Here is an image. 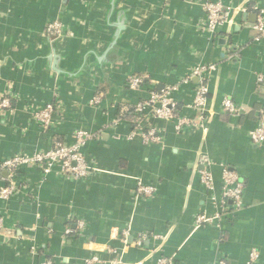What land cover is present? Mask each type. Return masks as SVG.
Returning a JSON list of instances; mask_svg holds the SVG:
<instances>
[{
	"label": "crops",
	"instance_id": "1",
	"mask_svg": "<svg viewBox=\"0 0 264 264\" xmlns=\"http://www.w3.org/2000/svg\"><path fill=\"white\" fill-rule=\"evenodd\" d=\"M209 1L232 8L231 22L215 35L205 31ZM254 6L263 8L264 0H0V96L12 94L15 104L0 115V162L49 150L56 141L71 145L78 130L98 135L82 150L89 177L37 167L19 172V191L0 199V264H83L95 255L104 264H156L161 256L174 264H247L253 249L264 264V143L250 139L264 108V40H254L256 22L245 17L257 15ZM54 21L66 30L56 44L46 34ZM204 65L217 67L204 129L178 134L175 122L155 120L161 143L127 139L132 128L119 117L122 108ZM131 76L144 78L145 87L130 90ZM197 82L183 84L174 97L179 114L199 121L203 115L190 108ZM99 95L101 104L92 106ZM227 97L239 116L223 112ZM52 103L59 106L45 130L35 113ZM201 155L216 164L207 167L214 194H221L224 166L245 186L244 208L221 228L195 226L199 213L214 211L200 180ZM3 173L0 190L8 179ZM139 181L156 194L140 196Z\"/></svg>",
	"mask_w": 264,
	"mask_h": 264
},
{
	"label": "built area",
	"instance_id": "2",
	"mask_svg": "<svg viewBox=\"0 0 264 264\" xmlns=\"http://www.w3.org/2000/svg\"><path fill=\"white\" fill-rule=\"evenodd\" d=\"M257 13V21L252 25L255 32V41L264 40V7H253ZM206 12L205 31L210 35H215L220 27H223L231 22L232 8L225 6L220 1H209L204 4ZM64 26L59 21H54L46 28V34L50 40L58 41L63 37ZM215 65L197 66L194 68L191 75L184 78L181 82L174 85H166L160 90L152 91L147 99L139 102L135 106V114L138 116L135 126L127 136L129 140H140L145 145L159 144L163 141L162 130L154 121L175 122V129L178 134L183 133L188 128L204 129L205 119L204 109L210 101L209 80L211 75L216 71ZM193 79H197L193 104L190 106L194 114L200 113L203 116L201 120H195V117H188L179 114L178 102L174 95L178 92L183 84L189 83ZM145 80L140 76H131L127 80V87L130 90L140 91L145 87ZM102 102V96L95 97L90 103L92 106H98ZM14 99L12 94L0 96V115L6 116L13 112ZM58 103H52L44 106L35 113V120L45 130H48L53 125L54 115ZM222 110L230 116H239L241 114L240 107L231 99L225 98L222 102ZM117 138V137H116ZM98 139L96 133L86 130H78L74 136V143L69 145L63 141H56L54 146L45 151H37L33 154H19L12 158L0 162V174L8 171V179L6 185L0 190V199L8 201L20 189L21 185L18 182L19 172L28 167H37L44 174H49L55 169L66 177L83 179L89 177L92 173V166L83 153V148L90 142ZM250 139L255 145L264 143V108L261 110L260 119L257 127L250 132ZM198 163L204 170L200 171V180L203 186L210 193L211 205L213 213L208 214L203 211L195 218L196 228L202 227H218L221 228L225 219L234 215L236 212L244 208L245 186L242 183L239 175L230 168L224 166L222 168V187L221 194L217 196L215 193L216 186L214 177L207 167L215 166L216 164L206 155H201ZM137 192L140 196H153L156 194V189L153 186L146 185L139 181L137 184ZM4 218L0 214V233L3 232ZM79 231L84 230L83 222H78ZM74 230L68 229L67 235L74 234ZM127 238L130 231H125ZM144 236L141 240L146 239ZM139 242L142 245L143 241ZM35 252V249L32 248ZM261 254L257 249L250 252L247 264H258ZM116 263H119L116 261ZM43 264H57L54 260L48 259ZM83 264H104V261L99 256L95 255L85 259ZM156 264H174L171 258L161 256ZM212 264H231L226 259H220Z\"/></svg>",
	"mask_w": 264,
	"mask_h": 264
},
{
	"label": "trees",
	"instance_id": "3",
	"mask_svg": "<svg viewBox=\"0 0 264 264\" xmlns=\"http://www.w3.org/2000/svg\"><path fill=\"white\" fill-rule=\"evenodd\" d=\"M126 108H127L126 111H122L123 108L119 111V117L129 122L131 124V128H133L138 119V116L135 114V106H130Z\"/></svg>",
	"mask_w": 264,
	"mask_h": 264
},
{
	"label": "water",
	"instance_id": "4",
	"mask_svg": "<svg viewBox=\"0 0 264 264\" xmlns=\"http://www.w3.org/2000/svg\"><path fill=\"white\" fill-rule=\"evenodd\" d=\"M245 17L247 18V17H250V19H252V17H254V22H256L257 21V15H249V14H245ZM120 28L122 29L123 28V26L122 25H120ZM65 32H66V30H65V28H64V30H63V35H65ZM50 41V40H49ZM57 42L55 41V44H56ZM4 175H8V171H5L4 173H3Z\"/></svg>",
	"mask_w": 264,
	"mask_h": 264
}]
</instances>
